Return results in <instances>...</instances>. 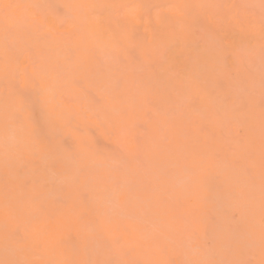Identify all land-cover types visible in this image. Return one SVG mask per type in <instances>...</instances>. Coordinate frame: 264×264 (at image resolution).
I'll use <instances>...</instances> for the list:
<instances>
[{"label":"bare ground","instance_id":"6f19581e","mask_svg":"<svg viewBox=\"0 0 264 264\" xmlns=\"http://www.w3.org/2000/svg\"><path fill=\"white\" fill-rule=\"evenodd\" d=\"M48 1L50 2V0H0V262L22 264L18 255L19 252L31 250L34 254H39L42 257V264H170L172 259L178 260L179 264H221V261L226 259L225 261L228 260L227 262L229 264L230 258L225 252L226 243H228L227 241L230 239L229 233L234 230L235 224H240L239 222L243 221L237 217L238 219L235 220L234 224V221L228 220L230 218L225 215L229 214L226 208H222L221 210L218 209L214 198H212L215 197L213 188L220 187L222 179L228 183L234 179L230 180L226 174L221 173V169L213 167L223 161H228V164L231 163V165L235 166L237 172H240V170L242 171L240 173L234 172L237 176L236 179L239 184H241L235 191L236 195L240 198H243L244 192L249 191L247 186L252 188L258 185L264 188V185L256 180L258 176L264 177V103L256 98L254 89L247 81H241L240 86L243 90L248 91V93H243L245 97L234 99L231 93V79L234 76L233 72L235 71V65L232 66L231 61L226 64L224 63L225 60L223 55L226 54V50L223 51L222 48V50L218 49L216 45L213 44V41L208 40L209 38H214L212 33H207L210 36L207 39L206 36L208 35L203 34L204 36L206 35L203 37L201 35L202 29H200L201 32L199 35H201L202 38L200 39L201 44L198 46L195 30L199 29L201 26H207V20L210 23L213 21V18L211 19L210 17L211 13L208 14L207 11H204L205 6L208 5V0H127L131 3L138 2L140 10H143L144 5L148 3H153L154 5L163 3L169 5V7L161 9L160 16L152 25L147 24L148 22L146 19L143 18L140 20L137 16L132 22L126 24L124 29L119 33L111 32L109 34L105 32L104 28H100L96 25H93L90 33L86 28L83 29L82 27L80 30L76 29L71 32V24L62 23V17L59 16L62 15V13H57L59 14L57 16H54V14L58 12V10L60 11V8L65 10L66 7H71L68 1L74 2V0H52V2H58L56 3L57 6L62 5V7H56L58 10L55 9L56 12L52 10V13L50 8L53 6L48 5L46 11L43 13L38 9L40 8L39 5L48 4ZM98 1L121 3L126 0ZM85 3V5H92L96 3V0H85ZM5 5H10L11 7L5 9ZM25 13L32 15L31 18L33 22L24 23L21 21L20 15ZM252 21L256 26V20ZM213 23L209 24V26L213 25L214 27L215 25ZM227 24L236 26L235 22H228ZM23 25L26 29L29 28L27 32H29L31 36H29V34L26 36V34L22 33V28L24 29ZM247 25H249V23ZM38 26L39 30L36 28ZM255 26H248V28H253ZM40 27L44 29L42 30ZM210 28L206 29L211 30ZM248 31L250 34L254 33L251 30ZM47 33L48 35L58 34L55 36L53 35V40L46 41L48 42L47 44L43 42L46 45L41 44V46H39L38 43H42L39 38L44 34L47 35ZM63 33H65L66 36H59ZM210 34H212L213 37H211ZM35 37L37 38L35 39ZM95 37H101L109 48L118 47L123 55H125V53L128 54L130 51L133 53L135 52L137 55L134 54L136 56L135 59L140 58L138 64L142 66L140 63H144L147 67V73L149 71V74L146 73V75H148L146 79L150 78L152 75L155 81L159 80L160 85L157 89L155 88L156 91L158 88L159 90L156 92L157 94H155V96L151 97V100L146 98L149 95L146 94L147 92L145 93V91H140V94H135L134 96L136 97L134 98L132 95H129V98L128 96L126 97V93L124 92L128 90L122 92L124 88L129 89L125 77L124 81L121 83L123 84L121 86L125 87L121 88V91L115 89L116 91H114L113 94L110 93L113 99L108 97L106 95L107 93H98L99 89L90 91L83 85L78 86L76 84L77 81L79 84H84L88 81L87 74L89 73L86 72L88 67L94 68L93 72L95 70L94 74L99 75L97 78L99 77V80L103 81L104 85L102 84V86L104 88L106 87L104 82L107 78H109L107 81L109 83V81L113 79V76L120 77L117 69L114 68V70L112 66L102 64V61L99 62L101 58L98 59L99 57H96L98 55L91 52L95 47L93 40ZM9 38H11V42L8 43L7 39ZM226 42L228 52L234 54L235 46L230 36L226 38ZM177 43H180L177 52L179 54L182 53L181 55L183 56L181 60L183 65L180 62L178 70L172 68L173 55L171 53L174 50V45ZM31 44L35 49L33 47L28 48V46H32ZM17 48L20 51H18ZM31 48H33V52L39 56H35L32 50L30 52ZM70 49L71 52L73 51L74 59H71ZM82 49L90 50V53L85 54L82 52ZM42 50L43 52H41ZM68 52L70 54L67 56ZM191 53H194L193 58ZM163 56L164 59L162 60ZM93 58L98 61H94ZM34 60L36 64H34ZM146 64H148L149 67L152 66V71L149 70L150 68H148ZM227 64H230L233 68L232 73L226 69ZM58 67H62L64 70H71L72 76L74 77L75 75L77 77V79L75 77V80L72 79V82H68L72 85L70 87L72 91L77 90L76 92L79 93L80 96L78 97V101L82 103L79 105L81 106L79 109L78 107L76 108L79 112H82L81 115L77 114V117L73 115V113L76 114L77 111L73 110L72 112V109H75L76 106L69 103L64 104V100L58 95L56 71ZM28 68L29 71H25L28 70ZM108 68L110 69L108 70ZM101 70L104 73L107 72V75L102 74ZM15 73L16 75L13 76ZM111 73L114 75L111 76ZM151 78L150 80H153ZM150 80L148 79L147 81ZM112 81H115V79ZM219 81H221L222 85H220ZM15 83L16 85H14ZM116 83L119 84V82ZM4 84L6 86L8 85V87H4ZM34 84H36V86L38 85L39 88ZM14 86L19 89L28 87V90L32 88L35 90L34 87H36L35 92H38L37 88L39 89L40 92H38V94L36 93V95L39 96L40 93V98L34 94H31L32 96L29 95L32 91H29V98L26 97L28 101L33 100L32 98L34 97V99L37 98L36 104H34L35 101H33L32 104L37 107L35 110H39L38 114L43 112V118L40 117L41 114L38 116L39 118L37 121H39V124L32 116L29 117L28 113L26 114L24 112V110L28 112L30 109L26 110L23 108L26 106L21 105V102L24 104L26 101H22L23 99L20 98L22 95L24 96L23 98H25L28 90L26 89L25 91V89L23 90L22 88L20 91L21 93L18 94L19 89L14 88ZM30 87L32 88L29 89ZM74 87L76 89H74ZM82 87H84L83 90H81ZM146 87L148 93H150L151 91L148 90L149 87ZM23 91L24 93L26 92V94H22ZM81 93L83 96L86 94L89 95L90 93L93 98H97V101H99L98 97L103 98L102 102L96 101L99 108H97L95 102L91 99H81ZM94 93H98V96L93 95ZM142 95H144V97H142ZM137 96H139V98H137ZM39 99L41 101H39ZM190 99L193 103L192 106L185 105L183 109H180V107L178 109V107L174 106V104L180 105L181 102ZM145 100L146 102L147 100L149 102H154V104L157 102L158 106L160 105V109L157 104L154 105L153 103L151 104L153 107H151V105L147 106ZM139 101L140 103H138ZM124 102H127L128 105ZM170 102H173V104ZM26 103L25 105L28 106L29 103ZM188 103L189 102H187V104ZM40 104L41 110L39 109ZM99 104L101 105L99 106ZM181 105H183V103ZM30 106L26 108H30ZM139 106L142 107V109ZM144 107L146 109H144ZM156 107L162 112L156 111ZM169 107L174 109L171 110ZM149 108L150 110L148 112L147 110ZM121 109L125 110V113H123ZM135 109L138 110V112H136ZM168 109L176 113L179 111L181 114L178 115V118L176 115L170 116L171 114L168 112ZM119 110L120 112H118ZM151 110L153 113L150 112ZM180 110L183 111L180 112ZM183 112L185 113L184 115L182 114ZM144 113H148V117L152 116L153 120H142L144 118L141 117H143ZM149 113H151L150 116ZM29 115H32V113L30 112ZM70 115H73V118H71ZM139 117V120H142L141 127H146L145 130L149 128L150 131H147L148 134H151L148 136L146 135L147 132L143 133L145 130L143 132L140 128V131L138 130L145 134L147 136L146 138L149 137L147 141L148 146H142L143 151L148 150L147 153H144L146 155H142L141 153H143V151L141 152L139 150V147L145 142L144 140V142H142V139L137 141L135 140L136 137L133 138L132 140L136 142H130V139L128 141L130 146L128 148L130 151L126 154L127 150H123V148L117 146L118 144H113L114 146L111 147L114 148L117 146V149L121 148L123 151L121 149V152L118 151L119 149H113L114 151L116 150L113 152L111 148V150H109L106 145L109 140L108 138H106L108 139L107 141L104 140V138L101 139L103 142H99L100 137H98L99 139L96 137L98 134L101 137L103 134L106 136H108L109 133L113 134V131H116L114 128H119L120 124L124 126L125 123V125L129 124L130 126L133 124L132 131L134 132V130H137L136 128L134 129V127L137 126L134 122L136 121L135 123L139 125L141 123L137 120ZM30 118L35 120L36 124L32 123ZM40 118H42V120L44 119V123L39 120ZM173 118L175 119L174 121ZM22 120L25 122L23 123ZM225 120H228L229 123H227V121L224 122ZM171 121L173 123H169ZM169 124H174V127L171 128L172 126ZM223 124L228 127V130H224ZM35 125L41 126L34 128ZM111 125L113 128L109 130L108 126ZM231 125H236V127L233 128L234 130L232 132H229V126ZM162 126L163 129H161ZM238 127L241 128V134L237 131ZM39 128L42 131L36 132L35 129ZM42 128H44V130ZM79 128H82L81 130L85 132L80 131ZM89 128L95 130V137L98 140L96 138L93 139V136L91 135V137L90 134H88L89 132H86ZM105 129L106 131L108 129L106 132L108 135L105 133ZM158 129L161 130L160 133ZM117 130L118 132L120 131L119 129ZM47 131L49 136L46 135L48 134ZM79 131L83 132V134H87L83 135ZM163 131L171 133L168 134L165 132V136L162 137L160 135ZM40 132H42L41 135L39 134ZM118 132L114 135V139L117 138L116 141H118L116 134L119 135L120 133ZM44 133L46 135V141L43 139L44 136H42ZM58 133L60 135L55 137ZM38 134L43 138H39ZM183 134L185 137L182 136ZM166 135H169V140L166 139ZM60 136L61 139L59 138ZM48 137H50V139ZM67 138L68 141H66ZM69 138H71L70 141H73H71L72 143H70ZM95 140H97V143ZM162 140L165 145H163ZM65 141L68 142V144ZM113 141L114 140H112V142L109 141L110 143L108 142L107 144H112ZM139 142L140 144H138ZM95 143L98 145L99 143H101L100 145H102V143L105 144L107 151L103 148L104 146L100 148L98 145L95 146ZM108 146L110 147V145ZM181 146L182 148H179ZM70 147L73 150H69L70 152H68ZM95 147L100 149L103 148L102 150L106 152L103 153L100 151L101 153H99ZM159 147H161V149H159ZM92 149H95V151L97 150L98 153H92ZM137 149L138 151L134 153L133 151ZM108 150L112 151L113 154L118 151L117 154L121 153L123 155L119 156L120 158L118 159V155L111 156L112 154L108 153ZM71 151L75 156L77 155L76 158L69 155ZM139 151L141 152L140 157L137 156L139 155ZM180 152H184V155ZM102 153L104 155H102ZM105 153L107 155L109 154L108 157L113 158L108 159ZM96 154H99L98 158ZM130 154H134L133 156L135 157L137 156L135 160L139 159L140 162L139 160H136V162L134 159H130L131 157H128ZM68 155L69 158L67 157ZM185 155L186 158L184 159L183 157H185ZM123 156H127L130 161L128 159L125 160ZM144 156L147 160H142ZM70 157L73 160H71ZM53 158L57 160L58 164H56ZM103 159H107L109 163L106 161V164H111V167L109 166L106 168V166L103 165L105 162L102 164V161H105ZM115 159L120 161H115ZM156 159H158V162L160 159L162 163H157ZM121 160H124L125 164H122L124 162ZM151 160L155 162L153 164H147L149 162L152 163L153 161ZM180 160L182 161L179 162ZM145 161H147V163ZM52 162L57 165L56 168L54 165V167L50 168L49 164H54ZM127 162L129 165L133 163V165L139 166L137 169L142 168L144 172L149 167L150 168L145 173L139 171L142 173L140 175L137 169L131 171L132 168L136 167L128 166ZM97 163L99 165L95 166ZM117 163H119L123 170L125 169L127 172L130 171V176L129 174L126 175V171H123L126 177H123L121 170L117 172ZM155 164L159 165V167L155 166ZM165 164H168V166L162 168ZM179 164H182V167H180ZM151 165L154 167L152 168ZM189 165L191 167L193 166L191 169L194 168L195 175L194 178H192L195 183L189 175H186L185 177H188V179L190 178L193 184L190 183L191 185L189 184L190 186H188L185 191L184 186L181 188L179 185L178 174H181L183 177L185 175L184 169L186 167L189 168ZM101 166H105L107 170H103L104 175L102 174L103 172H101V174L99 172V170L101 171L104 168ZM78 167L82 170H89L88 172H92L93 175L90 173L91 177L87 179L85 176H89V173L87 174L85 172L87 175L84 174L83 176L82 174L84 172L81 171V169L79 170ZM100 167L102 169H100ZM49 168L51 170L52 168L56 170H52V172ZM154 168H156V170H158L157 168H161L159 171L163 169H168L167 171L171 170L170 174L175 170L173 173L175 172L176 174L170 175L163 170L165 174L155 171L151 177L150 174ZM74 170L75 174H73ZM76 171L79 172L77 173ZM111 171H113L112 174ZM95 172L99 174H95ZM134 173L136 174V178L133 177L135 175ZM155 173H158V175L161 174V176L157 175V178ZM106 174L112 176L107 179V177H105ZM132 174L133 176H131ZM154 174L155 178L153 180ZM76 175L77 179L79 178L78 182L74 180L76 179ZM165 175L169 177L170 180H168L169 178H163ZM112 177L116 178L119 182L122 177L123 179L121 182H124L123 180L126 181L128 177L130 179L128 178L125 184L118 182L116 185V183H110L114 180L111 179ZM160 177L163 178V180H160ZM171 178L177 182L175 183ZM143 179L150 182L144 181V183ZM150 179L153 180V182ZM158 179L162 181V184H160L161 182L158 181ZM137 180L139 182L141 181V184H139ZM130 182L139 184L141 188L138 189L139 185L134 186V184ZM155 182L160 183L159 185H154ZM168 182L172 186L176 185V190L179 188L178 191L180 189L184 191L178 192L172 189L164 190V188L169 185ZM146 183H149V185L153 184L150 187H157L159 190L163 189V194H160V192L153 194L152 192L155 190L150 191V193L149 191L147 192ZM88 184L91 185L92 189L89 195H84L85 197L87 195L90 197L87 196V198H85L81 196V190L82 193H84L85 191H83V189L85 190L86 187H90ZM130 184L133 187L129 186ZM169 186L167 188H173ZM150 187L148 186V188ZM191 187L192 189H190ZM129 188L136 189L130 190ZM115 190H117V192H115ZM188 191H190V194ZM167 192L169 194H175L174 197L178 196L176 201L178 202V200L181 199L179 201L180 203L176 204V201H174L175 198L173 197V202L175 204L169 206V204H173V202H170L171 200L168 195H164ZM219 194L221 196L222 191L217 192L216 199L221 198L217 196ZM162 195L166 196L165 199L168 201H166ZM236 195L235 198L237 199ZM112 196H115V198H112ZM183 197H185V199ZM189 197L193 200L189 199ZM134 198H137L139 203L141 202V205L138 204V201L133 200ZM82 199H89V202L90 200L93 202L86 205L83 204ZM149 199H151V201H148ZM186 199L191 201H187ZM109 200L110 202H114L113 204L118 202L117 204L121 205L120 207L122 210L117 212V214L115 210L112 211L113 213L108 211V213L105 212L104 206H108ZM145 200L148 201V204L146 203L148 207L147 210L144 206ZM165 202H169V204ZM262 202L264 206V200ZM216 206L218 210H216ZM106 208L110 210V207ZM212 209L217 212V214H212L214 210L211 212L212 216L216 215V217L214 216L216 221L214 219L213 223L218 227L221 226L219 228H222V234L218 235L217 233L219 232L213 230L217 228V226L213 227L214 225L210 226L209 224L210 227H208L207 225L210 222H204L206 219L203 216L206 215L205 217L207 218V215ZM116 210L118 211L117 208ZM199 210L200 213H196V211L199 212ZM206 211L209 213L205 214ZM222 211H225V214H223ZM125 212H128V214L134 213L130 216L131 219L128 217L130 221L128 219L126 221L128 215L124 214ZM106 213V217L109 213H111L112 216H115V214L118 215L121 222H118V218H114L115 221L117 220V222H115L111 217V221H114V223H109L110 219L108 217L105 218ZM138 213L143 219L139 218L140 220H138ZM201 213L204 214L202 216L203 220L197 219L191 222V220H193L191 216L197 215L196 217L199 218L200 216L198 215ZM211 214L209 216H211ZM124 216H126V218H124ZM133 216L137 219L132 218ZM132 219L135 221H132ZM136 220H138V223ZM157 220L171 227L168 228V231L166 230V232H164V229L158 225V222L156 223ZM200 221L205 223V227L202 226L203 224ZM183 223H186V225ZM189 223L195 226L192 224L189 225ZM187 227H194L191 232L195 230V235H199L206 239L210 236L209 231H214H211L214 238L211 236L209 240H212H208L209 245L212 242L211 247L207 244L213 252L211 256H207L209 253L201 251L199 255L189 258L190 260L187 261V263L184 262L185 251L183 252V239L181 237L183 235L181 232H183V230L189 231L192 229H188ZM206 227L210 229L205 230ZM160 228L163 230H160ZM161 231H163V233ZM170 233L173 234V237ZM204 235H206V237ZM118 237L120 239H116ZM93 240L96 242L92 243L94 242ZM117 240H121L122 243ZM116 241L121 243L119 245L122 246L118 247ZM230 242L231 240L229 243ZM229 243L227 245L231 244ZM242 251L243 249L240 246H236L234 249L236 256H239V253ZM258 263L264 264V257Z\"/></svg>","mask_w":264,"mask_h":264},{"label":"rangeland","instance_id":"374dc122","mask_svg":"<svg viewBox=\"0 0 264 264\" xmlns=\"http://www.w3.org/2000/svg\"><path fill=\"white\" fill-rule=\"evenodd\" d=\"M53 2H55V1H53ZM52 2V0H50V2L48 1L47 3L48 4H44V5H39V7L40 8H38L40 11H42L43 13L46 11V8H47V6L48 5H52L53 7L52 8H50L51 9V11L52 10H58L57 8H60V7H62V5H58L57 6V4L56 3H58V2H55V3H53ZM55 4V5H53V4ZM62 4V3H61ZM68 4L71 6V7H66V9L65 10H63V8H60L61 10V12L58 10V12H56V10H55V14H54V16H57V15H59V14H57V13H62V15H59V16H61L62 18V23H66V24H71V28H70V30H71V32H72V30H76V29H79L80 30V28L82 27L83 29H87L88 30V32L90 33L91 32V30H92V28H93V25H96V26H98V27H100V28H104V30H105V32H107L108 34L109 33H111V32H113V33H119L121 30H123L124 29V27H125V25L126 24H128V23H130V22H132V20H134L137 16L140 18V20L141 19H146L147 20V24H149V25H152L153 24V22L155 21V20H157V18L160 16V14H161V9H164V8H168L169 7V5H165V4H163V3H157L156 5H154L153 3H148V4H145L144 5V9L143 10H140L139 9V5H138V2H136V3H131L130 1H123V2H121V3H113V2H111V1H98V0H96V3L95 4H88V5H85L86 3H85V0H74V2H71V1H68ZM209 5V6H208ZM208 5H206L205 6V12L207 11L208 12V14H210L211 13V19L213 20L212 21V23L215 25L214 27L216 28H214L213 27V25H210L209 26V24H212V23H210L208 20H207V26H204V27H206L207 29H209L210 27H212V28H210L211 30H207L206 28H204V27H200L199 29H196L195 30V34L197 35V39H198V46H199V44H201V35L203 36V37H205L206 35H208V36H206L207 37V39L210 37L209 36V34H207L208 32H210V33H212L213 34V36H214V38H209L208 40L210 41H213V44L214 45H216V47L218 48V49H223V51L224 50H226L225 51V55H223V58H224V60H225V64L228 62L229 63V61H231V63H232V66H234L235 65V71L233 72V68L230 66V64H227L226 65V69L228 70V71H231V73L233 72L234 73V76L232 77V79H231V85H232V88H231V93H232V95H233V97H234V99H239L240 97H245L244 95H243V93H248V91H245V90H243L242 88H241V81H247L248 83H250L251 84V87L254 89V93H255V95H256V98L257 99H259L262 103H264V29H262V24H261V21H262V18H264V8H262V6H261V0H208ZM65 6V5H64ZM63 6V7H64ZM57 7V8H56ZM65 8V7H64ZM208 9V10H207ZM63 10V11H62ZM209 11H212V12H209ZM52 13H53V11H52ZM207 14V15H208ZM146 15H148V16H146ZM31 14L29 15L28 13H25V14H22V15H20V19H21V21L22 22H24V23H28V22H33V20H32V18H31ZM58 16V17H59ZM209 17V18H210ZM57 19V18H56ZM252 20H256V22H257V25L255 26V24L253 23V21ZM228 22H235L236 23V26L235 25H228L227 23ZM249 23V25H247ZM24 26V25H23ZM248 26H255V27H253V28H248ZM28 27V26H27ZM36 28H38V30H39V26L38 27H36ZM42 30L44 29V28H42V27H40ZM143 29H145L144 27H142ZM29 29V28H28ZM28 29H26V27L24 26V29L22 28V30H23V34H26V36H28L27 34H29V36H31L30 35V33L29 32H27V30ZM200 29H202V32H201V30ZM213 29H215V30H213ZM31 30V29H30ZM146 30V29H145ZM200 30V31H199ZM207 30V31H206ZM248 30H251V31H253L254 33H255V35H254V33L253 34H250L249 33V31ZM26 31V32H25ZM38 32V31H37ZM202 33L201 35H199V33ZM205 32V33H204ZM40 33H41V30H40ZM11 34V33H10ZM9 34V35H10ZM32 34V33H31ZM43 34V33H42ZM46 34V33H45ZM42 35L41 36V38H39V40H41V42L42 43H38V45L39 46H41V44L43 45H46L48 42H46V41H48V40H50L51 41V39L53 40L54 39V37H53V35L55 36L56 34H58V33H56V34H49L48 35V33H47V35ZM203 34H206L205 36L203 35ZM212 34H210L211 35V37H213L212 36ZM13 35V34H12ZM61 35H63V36H66V34L65 33H63V34H60L59 36H61ZM36 36H37V34H36ZM230 36V38L233 40V45L235 46V49H234V54L233 53H229L228 52V48H227V45H226V38H228ZM38 37V36H37ZM37 37H35V39L37 38ZM53 37V38H52ZM25 38V37H24ZM28 38V37H27ZM8 40V43L9 42H11V38H9V39H7ZM13 40V39H12ZM93 40H94V45H95V47H94V49H93V51H91V52H93V53H95L96 55H98V56H96V57H99L98 59H100L99 60V62L100 61H102V64H104V65H109V66H112L113 68L112 69H117V71H118V73L120 74V77H115V76H113L114 74H112L111 76H113V79H115V81H112L113 79H111L110 81H109V83L107 82L108 81V79L109 78H107V80H106V78H105V84H106V87L104 88L103 86H102V84H103V81L102 80H99V77L97 78V76H99L98 74H94V72H95V70H94V72H93V69L94 68H92V67H88L87 69L88 70H86V72L87 73H89V74H87V78H88V81H86V83H84V84H79V82L77 83L76 81H74V82H76V84L79 86H84L85 88H87L88 90H90V91H96V90H98L99 89V91H98V93H107L106 95L108 96V97H110V98H112L113 99V96H111L112 94H113V92L114 91H116L117 89H121V88H123V87H125V86H121V85H123V84H121L123 81H124V77L127 79V84L129 85V89H127V88H124L123 90H122V92H124L125 90H128L127 92H124V93H126V97L128 96V98L130 97L129 95H132V97L134 98V97H136V96H134L135 94H140V91L141 92H143V91H145V93L146 94H148L149 96L148 97H146V98H148V99H150L151 100V97L152 96H155V94H157L156 92L159 90V88H158V90L156 91V89H157V87L160 85V83H159V80L158 81H155L154 79H153V76L151 75V79H153V80H150V78H147L146 79V76H148V75H146V73H147V67L144 65V63L142 64V62L140 63L142 66H140L138 63H139V61L138 60H140V58L138 59V58H136L135 59V57L137 56L136 54H135V52L133 53L132 51H130L128 54L127 53H125V55H123V53L121 52V50L118 48V47H113V48H109V47H107V45H106V43L105 42H103V40L101 39V37H95V38H93ZM49 41V42H50ZM38 42V41H37ZM43 42H46V44L45 43H43ZM15 43V42H14ZM179 44L180 43H177V44H175L174 45V50L171 52L172 53V55H173V62H172V68L173 69H179V66H180V62H181V60L183 59V56L181 55V54H179L178 52H177V50H178V48H179ZM197 44V43H196ZM32 45V44H31ZM193 46V45H192ZM191 46V47H192ZM195 46V45H194ZM14 47H15V45H14ZM29 47H33L34 49H35V47L32 45V46H28V48ZM43 47V46H42ZM33 48H31L30 49V52H31V50L33 49ZM198 48V47H197ZM221 49V50H222ZM17 50H18V48H17ZM130 50V49H129ZM18 51H20V50H18ZM34 50H32V52H33ZM37 51V50H36ZM68 51H69V49H68ZM90 50H86V49H82V52L83 53H90L89 52ZM29 52V53H30ZM41 52H43V50L41 51ZM132 52V53H131ZM40 53V52H39ZM70 53H71V55L70 56H72V58L71 59H74L75 57H74V54H73V51L71 52V49H70ZM69 52L67 53V56H68V54H70ZM32 54V53H31ZM33 54H35L34 52H33ZM136 56H135V55ZM35 56H39V55H37V54H35ZM191 56H192V58H193V56H194V53H191ZM30 57H33V56H30ZM74 57V58H73ZM159 57H161V56H159ZM191 58V57H190ZM31 59V58H30ZM94 59V58H93ZM164 59V56L162 57V60ZM39 60V59H38ZM37 60V61H38ZM137 60V61H136ZM30 61V60H29ZM70 61H72V60H70ZM94 61H98V60H95L94 59ZM34 62V64H36V62H35V60L33 61ZM38 63V62H37ZM183 62H181V64H182ZM27 64V63H26ZM26 64H24V65H26ZM33 64V65H34ZM28 65H29V63H28ZM32 65V66H33ZM103 65V66H104ZM139 65V66H138ZM145 67H144V66ZM147 66H148V64H146ZM150 65V64H149ZM177 65H178V68H177ZM183 65V64H182ZM30 66H31V64H30ZM30 66H28V67H30ZM151 66V65H150ZM26 67V66H25ZM99 67V66H98ZM152 67V66H151ZM151 67H149L148 66V68H150L149 70H151L152 71V68ZM230 67H231V70H230ZM36 68V67H35ZM98 69V68H97ZM105 69V68H104ZM110 68H108V70H109ZM114 69V70H115ZM25 71H29V68H28V70H25ZM56 71H57V79H58V95L60 96V98L62 99V100H64V104H73V105H75L76 107H75V109H72V112H73V110H75V111H77V113L76 114H74L73 113V115L74 116H76L77 117V114H82V112H79V110H77L76 108L78 107V109H79V107H81V106H79L80 104H82V103H80L79 101H78V97H80L79 96V93H77L76 91H72L71 89L72 88H70L72 85H70V83H68V82H72V79H74L75 80V75H74V77L72 76V72H71V70H68V69H66V70H64L62 67H58L57 69H56ZM98 71H100V70H98ZM105 71V70H104ZM111 71V70H110ZM150 71V72H151ZM154 71V70H153ZM19 72V71H18ZM17 73V72H16ZM16 73L15 74H13V76L14 75H16ZM27 73V72H26ZM101 73L102 74H106L107 75V72H102V70H101ZM118 73H115V74H118ZM147 74H149V71H148V73ZM109 75V74H108ZM16 78H17V76H16ZM101 78H102V76H101ZM116 78H117V80H116ZM76 79H77V77H76ZM150 80V81H147V80ZM17 80V79H16ZM20 81V80H19ZM15 82H17V81H15ZM74 82H73V84H74ZM116 82H119V84H117ZM126 82V81H125ZM220 82V85H222L221 84V81H219ZM145 83H146V85H145ZM18 84V83H17ZM86 84H87V86H86ZM117 86H116V85ZM125 84V83H124ZM14 85H16V83L14 84ZM20 85H21V83H20ZM19 85V86H20ZM35 86H36V84H34ZM75 85V84H74ZM104 85V84H103ZM219 85V84H218ZM4 87H8V85L6 86L5 84L3 85ZM2 86V87H3ZM10 86V85H9ZM146 86H148L149 88H148V90H150L151 92H152V90H153V94L150 92V93H148V91H147V87ZM3 87V88H4ZM34 87V86H33ZM36 87H38V85L36 86ZM36 87H34L35 88V90H36ZM84 87H82L81 88V90H83L84 89ZM117 87V88H116ZM146 87V88H145ZM10 88H11V86H10ZM14 88H18V87H15L14 86ZM13 88V89H14ZM23 88V90L25 89V91H26V89L28 90V87L27 88H24V87H22ZM21 88V89H22ZM32 87H30L29 89H31ZM39 88V87H38ZM37 88V90H38V92H40L39 91V89ZM150 88H153V89H150ZM156 88V89H155ZM19 89V88H18ZM21 89H19V93L18 94H20L21 92ZM74 89H76L75 87H74ZM116 89V90H115ZM17 90V89H16ZM34 89L32 88L31 90H28V92H27V96L25 95V98H23L24 96L22 95V94H26V92L24 93V91L22 92V97L20 98V99H23L22 101H26L25 103L26 104H28V106H30L32 103H33V101H35V103L34 104H36V101H37V98L36 99H34V98H32L33 100H29L28 101V99H26V97L27 98H29V95H31V94H34V95H36V93L38 94V92H35V90L33 91ZM79 90V89H78ZM119 90H117V91H119ZM120 90V91H121ZM8 91V90H7ZM29 91H32L30 94H29ZM33 92H35V93H33ZM79 92V91H78ZM122 92H119V93H122ZM82 93H83V91H82ZM81 93V99L82 98H84V99H91L92 101H94L95 102V105L97 106V108H99L98 107V105H97V102H99V101H103V98H100V97H98V99H99V101H97V98H93L92 97V95H90V93H89V95H85V96H83V94ZM84 93H86V92H84ZM88 93V92H87ZM92 93V92H91ZM98 93H94L93 95H97ZM110 93H112V94H110ZM29 94V95H28ZM17 95V94H16ZM33 95V96H34ZM104 95V94H103ZM145 95V94H144ZM144 95H142V97H144ZM20 96V95H19ZM32 96V95H31ZM37 97H39L40 98V93H39V96L38 95H36ZM98 96V95H97ZM102 96V95H101ZM95 97V96H94ZM125 97V98H126ZM137 98H139V96H137ZM143 100V99H142ZM191 100V99H190ZM190 100H185V101H183V102H181L180 103V105H175L174 104V106H176V107H178V109H179V107H180V109H183L184 107H185V105H193V103H192V100H191V102H190ZM39 101H41L40 99H39ZM38 101V102H39ZM97 101V102H96ZM89 102H91V101H89ZM143 103H144V100L142 101ZM145 102H146V100H145ZM156 102V101H155ZM187 102H189L188 104H187ZM24 103V102H23ZM25 103L24 104H22V102H21V105H23V106H26V107H28L27 105H25ZM78 103V104H77ZM84 103V102H83ZM124 103H126L127 104V102H124ZM138 103H140V101L138 102ZM154 104V102H149L148 100H147V102H146V105L147 106H150L151 104ZM171 104H173V102H170ZM183 103V105H181ZM38 104V103H37ZM87 104V103H86ZM157 104V102L154 104V105H156ZM39 105V104H38ZM93 105H94V103H93ZM101 104H99V106H100ZM128 105V104H127ZM136 105V104H135ZM138 105H140V104H138ZM143 105V104H142ZM141 105V106H142ZM22 106V107H23ZM84 106V105H83ZM95 106V107H96ZM144 106H145V104H144ZM157 106H158V104H157ZM26 107H23V108H25L26 110L27 109H30L31 110V108H32V110L30 111H25L24 110V112L27 114L28 113V116L29 117H31L32 116V118L33 119H35L36 121L38 120V116L40 115V117H42L43 118V116H42V114H43V112L42 113H40V114H38L39 113V110H35L37 107L34 105L33 106V104L30 106V108H26ZM140 107V106H139ZM151 107H153L152 105H151ZM159 107V109H160V105L158 106ZM171 107H172V105H171ZM171 107H169L170 109H171ZM176 107H175V109H176ZM182 107V108H181ZM141 109H142V107H140ZM155 108V107H154ZM153 108V109H154ZM157 108V107H156ZM40 110H41V104H40V108H39ZM81 109V108H80ZM83 109V108H82ZM103 109V108H102ZM144 109H146L145 107H144ZM152 109V110H153ZM158 109V108H157ZM157 109H155L156 111H158V112H160L159 111V109L157 110ZM162 109V108H161ZM168 109V112L171 114L170 116H177V118H178V115L179 114H181V113H179V111H177L178 113H176V112H173V111H171V110H173V109ZM122 110V112L123 113H125V110H123V109H121ZM136 110V109H135ZM149 110H150V108L147 110L148 112H149ZM152 110L150 111V112H152ZM175 111V110H174ZM181 111H183V110H180V112ZM32 113V115H29V113ZM118 112H120V110L118 111ZM136 112H138V110H136ZM141 112V111H140ZM144 112H146V111H144ZM157 112V113H158ZM162 112V111H161ZM106 113H107V111H106ZM105 113V114H106ZM153 113V112H152ZM154 113H155V111H154ZM72 114V113H71ZM119 114V113H118ZM146 114V115H145ZM150 114L151 113H149V116H150ZM183 115L185 114L184 112L182 113ZM73 115H70L71 116V118H73ZM148 115V113H144L143 114V117H141V118H144V119H142V120H145V121H151V119L153 118L152 116L151 117H148L147 116ZM28 116H26V117H28ZM168 116V115H167ZM20 118V117H19ZM18 118V119H19ZM32 118H30V120L32 121V123H34V124H36V121L35 120H33ZM42 118H40L39 120L40 121H42L43 123H44V119L42 120ZM98 118V117H97ZM18 119H16V120H18ZM22 119V118H21ZM29 119V118H28ZM140 119V117L139 118H137V120L139 121V122H141L140 123V125L139 124H137V123H135L134 122V124H136L137 126H135L134 127V129L136 128L137 130L135 131L134 130V132L132 131V127H133V124H132V126H130L129 124H127V125H125L124 123H122V124H124V126H122L121 124H120V126H119V128H114L116 131H113V130H111V131H113V134L112 133H109V135L106 133L107 131H108V129H107V131H106V129L104 130L105 131V133L108 135V136H106L105 134H103V136H105V137H101V136H99V134H98V136H96L95 135V130L93 129L92 130V128H89L86 132H89L88 134H90V136L92 135L93 136V139H95L96 137L98 138V137H100V141L99 142H101L102 140L101 139H104V140H108L107 141V143L110 141V142H112V140H114L113 141V143L112 144H107L106 142V145H107V148L109 149V150H111L112 149V151L113 152H115L116 150H118V151H120L121 152V148H123V150H127V153L126 154H128V152L130 151V149L128 148V147H130L129 146V144H128V141L130 140V142L131 141H133L132 139L133 138H135L136 137V139L135 140H137V141H140L141 139V141L142 142H144L143 144H145V145H141L139 148V150L142 152L143 151V148H142V146L144 147H146V146H148V139H149V137L148 138H146L147 136L146 135H151V134H148V131H150V129L149 128H147V130H145V128L143 127H141L142 125V120L140 121L139 120ZM25 120H26V118H25ZM153 120V119H152ZM175 119L173 118V121H174ZM23 121V120H22ZM30 121V122H31ZM227 121V123H229V121L228 120H225L224 122H226ZM25 121H23V123H24ZM39 121H37V123H38ZM125 122V121H124ZM43 123H41V124H43ZM169 123H173L172 121L171 122H169ZM175 123V122H174ZM31 124V123H30ZM39 124V123H38ZM45 125V124H44ZM145 125H147V124H145ZM145 125H143V126H145ZM170 125V124H169ZM41 126V125H40ZM40 126H38V125H35V127L34 128H36V127H40ZM46 126V125H45ZM104 126V125H103ZM102 126V127H103ZM114 126V125H113ZM129 128H128V127ZM148 126V125H147ZM170 126H172L171 128H173L174 127V124H171ZM223 126H224V124H223ZM107 127V126H106ZM230 128H229V132H232L234 129L233 128H235L236 127V125H231V126H229ZM45 128V127H44ZM44 128H42L43 130H44ZM104 128V127H103ZM108 128H109V130H110V128H113L112 127V125L111 126H108ZM121 128V129H120ZM141 129V131L143 132L144 130H145V132H143V133H146V135L145 134H143L142 132H139L140 131V129ZM223 128V127H222ZM46 129V128H45ZM82 128H79V130L80 131H84V130H81ZM117 129H119L120 131V133L118 132V130ZM161 129H163V126H162V128ZM238 130V133L239 134H241L242 133V131H241V128L240 127H238L237 128ZM240 129V130H239ZM36 130V132H38V131H42V130H40V128L39 129H35ZM139 130V131H138ZM159 130V133L161 132V130L160 129H158ZM171 130V129H170ZM224 130H228V127H226V126H224ZM79 131V132H80ZM104 131H103V133H104ZM128 131H129V133H128ZM169 131V130H168ZM223 131V130H222ZM35 132V133H36ZM46 132V131H45ZM85 132V131H84ZM91 132V133H90ZM95 132V133H94ZM119 133V135L118 134H116V137H118V141H116V139H114V135H115V133ZM165 132L166 131H163V133H161V135L160 136H162V137H164L165 135ZM187 132V131H186ZM41 133L42 132H40L39 134L41 135ZM47 133H48V131H47ZM81 134H83V132H80ZM79 133V134H80ZM150 133V132H149ZM166 133H168V132H166ZM171 133V132H170ZM170 133H168V134H170ZM39 134H38V136H39ZM85 134H87V133H85ZM85 134H83V135H85ZM112 134V135H111ZM139 136H138V135ZM234 134V133H233ZM232 134V135H233ZM37 135V134H36ZM47 136H49V133L48 134H46ZM45 133L44 134H42V136H44V138L42 137V136H39V138L41 137V138H43L45 141H46V138H45ZM60 134L58 133L57 135H55V137L56 136H59ZM111 135V136H110ZM131 135H135V136H131ZM91 136V137H92ZM96 136V137H95ZM109 136H110V138H109ZM113 136V137H112ZM131 136V137H130ZM141 136H142V138H141ZM145 136V137H144ZM167 136V138L166 139H168V137H169V135H166ZM183 137H185L184 136V134L182 135ZM113 139H112V138ZM49 139H50V137H48ZM47 138V139H48ZM60 139H61V136L59 137ZM59 138H57V139H59ZM96 138V139H97ZM106 138H108V139H106ZM144 138V139H143ZM165 138H163V139H165ZM189 138H190V136H189ZM70 139L71 138H69V141H70ZM97 139V140H98ZM185 139H187V138H185ZM97 140H95V142L97 141ZM144 140V141H143ZM169 140V139H168ZM66 141H68V138L66 139ZM65 141V142H66ZM72 141V140H71ZM70 141V143H72ZM103 142V141H102ZM109 142V143H110ZM116 142V143H115ZM129 142V143H130ZM133 142H136V141H133ZM67 144H68V142H66ZM97 143V142H96ZM95 143V146L96 145H98V144H96ZM162 143H163V140H162ZM66 144V145H67ZM101 143H99V145H98V147L100 146V148L102 147V146H104L103 148L104 149H106V145L105 144H103L102 143V145H100ZM113 144H118L117 146H120L121 148H118L117 149V146L116 147H111V146H114ZM138 144H140V142L138 143ZM73 145V144H72ZM108 145H110V147L108 146ZM137 145V144H136ZM163 145H165V143H163ZM139 146V145H138ZM137 146V147H138ZM67 147H68V145H67ZM71 147H73V146H71ZM71 147H70V149H68V152H70L69 150H73V149H71ZM96 148L97 150H98V152L99 153H101V152H106L107 151V149H106V151H104V150H102V149H100V148ZM126 147V148H125ZM111 148V149H110ZM142 148V149H141ZM165 148V147H164ZM179 148H182V146L181 147H179ZM67 149V148H66ZM113 149H116L115 151L113 150ZM121 149V150H120ZM144 149H146V148H144ZM159 149H161V147H159ZM159 149H157V150H159ZM75 150V149H74ZM97 150L95 151V149H92L91 151H92V153H98L97 152ZM108 150V151H109ZM122 150V151H123ZM67 151V150H66ZM101 151V152H100ZM112 151H109L108 153H110V154H112L111 156H117L118 155V159L120 158L119 156H121V155H123V154H121V153H119V154H117V152L115 153V154H113V152ZM136 151H138V149L137 150H135V151H133L134 153H136ZM138 152V154L139 155H137L138 157H140V153L141 152ZM147 151L148 150H144L143 151V153H141L142 155L144 154V153H147ZM163 151H165V150H163ZM181 151H183V150H181ZM75 153H76V151H74ZM78 152V151H77ZM162 152V151H161ZM160 152V153H161ZM168 152H170V151H168ZM173 152V151H172ZM102 153V155H104ZM124 153V152H123ZM131 153V152H130ZM181 153V152H180ZM74 153H72V151H71V153H69V155L70 156H72V157H75L76 158V156H75V154L73 155ZM76 154H78V153H76ZM106 154V153H105ZM182 155H184V152L183 153H181ZM69 155L67 156L68 158H69ZM95 155V154H94ZM97 155V154H96ZM99 155V154H98ZM98 155L96 156L97 158H98ZM102 155H100V156H102ZM107 155V154H106ZM105 155V156H106ZM109 155V154H108ZM108 155H107V157H108ZM134 154H130V155H128V157H131L130 159H134L135 160V158H137V156L135 157V156H133ZM144 155H146V154H144ZM100 156H99V158H100ZM105 156H104V158H105ZM156 157V156H155ZM183 157V156H182ZM71 158V157H70ZM101 158H103V157H101ZM113 157H108V159H112ZM123 158L126 160V159H128L127 158V156H123ZM123 158H121V159H123ZM142 158V157H141ZM184 159L186 158V155H185V157H183ZM54 159V158H53ZM182 159V158H181ZM55 160V162H56V164H58L57 163V160L56 159H54ZM71 160H73L72 158H71ZM77 160H78V158H77ZM101 160V159H100ZM103 160H105V161H102V164L103 165H105L106 166V168L107 167H109L110 165H108V164H106V161H107V159H103ZM129 160V159H128ZM137 160V159H136ZM135 160V161H136ZM139 160V159H138ZM137 160V161H138ZM142 160H147V159H145V156H144V159H142ZM53 161V160H52ZM69 161V160H68ZM114 161V160H113ZM115 161H120V160H116L115 159ZM122 162H124V160H121ZM130 161V160H129ZM128 161V162H129ZM131 161H133V160H131ZM136 161V162H137ZM151 161H153V160H151ZM182 160H180L179 162H181ZM71 162V161H70ZM69 162V163H70ZM100 162V161H99ZM127 162V164H128V166H134V167H136V168H130V167H128V168H130L131 169V171H134L133 169H137V167H139V166H135V165H133V163L132 164H130L129 165V163ZM139 162H140V160H139ZM142 162V161H141ZM146 163H147V161H145ZM155 161H153L152 163H147V164H153ZM156 162L157 163H159V162H161L160 161V159H159V162H158V159H156ZM52 163H54V162H52ZM107 163H109L108 161H107ZM121 163V162H120ZM162 163V162H161ZM229 162L228 161H223V162H221V163H219V164H217L216 166H214L213 168H215V167H217V168H219V169H221V173L222 174H226L227 176H228V178L230 179V180H233V181H231L230 183H228L227 181H225L224 179H222L221 180V186L220 187H217V188H213V193H215L214 195H215V197H212V198H214V200H215V203L217 204V206H218V209L219 210H221L222 208H226L228 211H229V214H225V211H222L223 212V214H225V215H227L228 216V218H230V219H228V220H231V221H234L233 223L235 224V220H237L238 218H240V219H242V221L243 222H239L240 224H235V228H234V230L231 232V233H229V236H230V239H229V241L231 240V244L229 243V241H227L230 245H227L228 243H226V247H225V252H226V254H227V256L230 258L229 259V264H234V263H236V264H257L258 262H260V260L264 257V206H263V200H264V188L263 187H261V186H258L257 185V187H249V186H247L248 188H249V191H246V192H244V194H243V198H240V197H238L237 195H236V193H235V191H236V188L239 186V185H241V184H239V182H238V180L236 179V173H240V172H242L241 170H240V172H237V170H236V168H235V166L234 165H231V163L230 164H228ZM55 163L54 164H49L50 165V168L51 167H54L55 166V168H56V165ZM114 164H116V163H114ZM114 164H112V165H114ZM122 164H125V162L124 163H122ZM126 164V165H127ZM134 164H136V163H134ZM143 164V163H142ZM145 164V163H144ZM54 165V166H53ZM99 164L97 163V164H95V166H98ZM108 165V166H107ZM180 165V167H182V164H179ZM205 165V164H204ZM105 166H101V167H104L103 169L100 167V169H102L101 171L99 170V172H100V174H101V172H103L102 174L104 175V171L103 170H106V168H105ZM124 166V165H123ZM142 166H144V165H142ZM152 166V165H151ZM155 166H158L159 167V165H157V164H155ZM166 166H168V164H165V166H162V168H164V167H166ZM207 166V165H206ZM49 167V166H48ZM111 167V166H110ZM127 167V166H126ZM154 166H152V168H153ZM171 167H174V166H171ZM193 167V166H192ZM190 165H189V168L188 167H186L185 169H184V173H185V175L182 177V175L180 174H178V180H179V185L181 186V188H183V186H184V190L186 191V188L188 187V186H190L191 184H193L192 182L194 181V175H195V172H194V168L193 169H191L192 168ZM49 168V169H50ZM71 168V167H70ZM74 169H76L75 167H73ZM72 168V169H73ZM79 168V170L81 169L80 167H78ZM146 168H148V167H146ZM150 168V167H149ZM148 168V169H149ZM151 168V169H152ZM238 168V167H237ZM48 169V170H49ZM108 169H110V168H108ZM116 169H117V172H120L119 170H121V173L123 174V171H126V175L127 174H129V176H130V169L128 170L129 172H127V170H123V168H121L120 167V165H119V163H117V166H116ZM147 169V170H148ZM158 170H156V168H154L152 171H151V177L153 176L152 174L156 171V172H158L159 170H161V168H157ZM172 169V168H171ZM52 170H56V169H53L52 168ZM51 169H50V171H52ZM71 170V169H70ZM85 170V169H84ZM82 170L81 169V171H83L84 173L82 174L83 176H84V174L85 175H87L89 172V170ZM111 170V169H110ZM110 170H108V171H110ZM113 170V169H112ZM138 170V173H140L139 171H141L142 173H145L147 170H145V172L143 171V169L141 168H139V169H137ZM163 170H165V169H163ZM159 171V172H161V173H164V171ZM168 169H166L165 171V173H169L170 174V172H171V170L170 171H167ZM173 170V169H172ZM178 170H179V168H178ZM181 170H183V169H181ZM107 171V170H106ZM173 171H175V170H173ZM173 171H172V173L171 174H174L173 173ZM53 172V171H52ZM77 172V171H76ZM79 172V171H78ZM77 172V173H78ZM87 174H86V173ZM112 172L113 171H111V174H112ZM137 172V171H136ZM158 172V173H159ZM181 172V171H180ZM234 172H236V173H234ZM81 173V172H80ZM91 174H92V172H90ZM88 174L89 176H85L87 179H88V177H91V174ZM116 173V172H115ZM120 173V174H121ZM125 173V172H124ZM142 173H140V175L142 174ZM158 173H155L156 174V177L158 178V176H161V174L160 175H158ZM164 173V174H165ZM73 174H75V170L73 171ZM95 174H99V173H96L95 172ZM135 174V173H134ZM155 174H154V177L152 178L153 180H154V178H155ZM170 174V175H171ZM176 174V173H175ZM93 175V174H92ZM108 174H106L105 175V177H107V179H109L111 176H107ZM113 175H114V173H113ZM149 175V176H150ZM158 175V176H157ZM168 175V174H167ZM170 175H168V176H170ZM190 176V178H192L193 179V181L189 178L188 179V177H185V176ZM131 176H133V174L131 175ZM136 176V174L133 176V177H135ZM144 176V175H143ZM146 176V175H145ZM164 176V175H163ZM80 177H82V176H80ZM102 177V176H101ZM123 177H126L124 174H123ZM123 177H122V179H123ZM84 178V177H83ZM86 178H84V179H86ZM129 178V177H128ZM128 178H126V181L128 180ZM136 178V177H135ZM145 178V177H144ZM148 178V177H147ZM146 178V179H147ZM157 178H156V180H157ZM163 178H169V177H166V175H165V177H163ZM163 178H159L160 180L162 179L163 180ZM173 178V177H172ZM171 178V179H172ZM111 179H114V180H112V181H114V182H112L111 180H109V181H111L110 183H112V184H115L116 183V185L118 184V182L119 181H117L116 180V178H111ZM122 179L120 180V182L122 181ZM130 179V178H129ZM140 179V178H139ZM146 179H143V182L145 181H147ZM158 179V181H160ZM74 180H77L76 182H78L79 181V178L77 179V175H76V179H74ZM132 180V179H131ZM141 180V179H140ZM151 180V179H150ZM153 180H151L152 182H153ZM165 180V179H164ZM168 180H170V178L168 179ZM173 181H175L174 179H172ZM176 180H177V178H176ZM256 180H257V182H259V183H261V184H263L264 185V177L263 176H258L257 178H256ZM90 181V180H89ZM88 181V182H89ZM117 181V182H116ZM124 182H121V183H124L125 184V180H123ZM133 181V180H132ZM166 181V180H165ZM119 182V183H120ZM137 182L139 183V184H141L138 180H137ZM144 182V183H145ZM147 182H150V181H147ZM161 182V183H160ZM160 182H155V184L154 185H159V183L160 184H162V181H160ZM170 182V181H169ZM168 182V184L170 185V183ZM177 181H175V183H176ZM130 183H133V182H130ZM144 183H142V184H144ZM165 183H167V182H165ZM174 183V184H175ZM191 183V184H190ZM194 183H195V181H194ZM134 184V183H133ZM139 184H137V183H135L134 184V186H136V185H139ZM147 184V183H146ZM164 184V183H163ZM173 184V183H172ZM190 184V185H189ZM88 185H90V184H88ZM128 185V184H127ZM153 184H151V185H149V183L146 185V190H147V192L149 191V193H150V191H152V190H155L154 192H152L153 194L154 193H156V192H160V194H163V189L162 190H159V189H157V187L156 188H153V187H150V186H152ZM167 185V184H166ZM168 185V186H169ZM115 186V185H114ZM129 186H131V187H133L131 184L129 185ZM128 186V187H129ZM145 186V185H144ZM148 186L150 187V188H148ZM168 186H166V188H164V190L165 189H168V190H176V185H170V186H172L173 188H171L170 186V189L169 188H167ZM179 187V186H178ZM117 188H119V187H117ZM139 188H141L140 187V185L138 186V189ZM159 188V187H158ZM89 189V190H88ZM91 185H90V187H86V189L84 190L83 189V191H85L84 193H82V190H81V196H83V197H85L84 195H86V194H88L89 195V192L91 191ZM122 189H125V188H122ZM130 190H133V189H136V188H129ZM137 189V190H138ZM178 189L179 188H177V190L176 191H178ZM190 189H192V187L190 188ZM118 190V189H117ZM117 190H115V192H117ZM121 190V189H120ZM128 190V189H127ZM184 190H182V189H180L178 192H180V191H184ZM188 190V189H187ZM86 191H88V192H86ZM129 191V190H128ZM220 191H222V195L220 196V194L219 195H217L218 197L220 196L221 198H219V199H216V194H217V192H220ZM111 192H113V191H111ZM129 192H131V191H129ZM169 192V191H168ZM166 193V194H164V195H168L169 197H170V202H173V197L175 196V194L173 195V194H169V193ZM182 193V192H181ZM188 193L190 194V191H188ZM109 194V193H108ZM179 194V193H178ZM189 194H188V196H189ZM192 194V193H191ZM87 195V196H88ZM176 195H177V192H176ZM185 195H187V194H185ZM235 195H236V197H237V199L235 198ZM87 196L85 197V198H87ZM110 196V195H109ZM109 196H107V197H109ZM163 196V195H162ZM188 196H187V198H188ZM88 197H90V196H88ZM133 197V196H132ZM164 197V199H165V197L166 196H163ZM178 197V196H177ZM177 197H174L175 199H174V201H176V198ZM193 197H194V195H193ZM192 197V198H193ZM85 198H83V199H85ZM112 198H115V196H112ZM138 198V197H137ZM137 198H134L133 200H135V201H138V204L139 205H141L140 203H139V200L137 199ZM184 199H185V197H183ZM82 199V200H83ZM91 199V198H90ZM108 199V198H107ZM140 199V198H139ZM178 199V198H177ZM189 199H191L190 197H189ZM81 200V201H82ZM87 200V201H86ZM86 200H83L82 202H83V204H90V202H91V200H90V202L88 201L89 199H86ZM166 201H168L167 199H165ZM181 200V199H180ZM180 200H178V202L176 201L175 203L176 204H178V203H180L179 201ZM187 201H191V200H193V199H191V200H188V199H186ZM112 201H114V200H112ZM141 201H143V200H141ZM148 201H151V199H149ZM148 201L147 200H145L144 202V206H145V208H146V210L148 209V207H147V205H146V203L148 204ZM186 201V202H187ZM93 202V201H92ZM91 202V203H92ZM115 202H117V201H115ZM61 203V202H60ZM114 202H110V200H109V203H108V206H106V207H110V210H108L105 206H104V208H105V212H112V211H114L115 210V213L117 214V212H120V210H122V208L120 207L121 205L119 204H113ZM165 203H167V204H169V202H165ZM174 202H173V204H169V206L170 205H174L175 204ZM185 203V202H184ZM184 203H182V204H184ZM143 206V205H142ZM176 206V205H175ZM217 206H216V210H218L217 209ZM114 207H115V209H114ZM173 207V206H172ZM116 208L118 209V211L116 210ZM141 208V207H140ZM151 209V208H150ZM145 210V209H144ZM168 210V209H167ZM214 209H212L211 211H210V213L208 212V211H206L205 212V214H207V213H209L208 215H207V218L205 217L206 215H204V214H200V215H198V216H200L199 218H197L195 215H193V216H191V219H192V217H193V220H191V222L192 221H194V220H203V217L206 219V221L204 220V222H206L207 223V221L208 222H210V223H208V227H210V226H213V227H215V226H217V225H215V223H213V221H214V216L216 217V215H213L212 216V214H217V212L214 210ZM197 211H198V209H197ZM196 211V213H200V210H199V212H197ZM213 211V213L211 214V212ZM107 212V213H108ZM202 212V211H201ZM107 213L105 214V218H109L110 220H109V223H114V221H115V219H119V217H118V215H116L115 214V216L113 215L112 216V214L111 213H109L108 214V216L106 217V215H107ZM113 213V212H112ZM111 214V215H110ZM119 214H122V213H119ZM124 214H127L126 216H127V218H126V216H124V218H126V221H127V219H128V217L131 219V215H133L134 213H131V214H128V212L126 213H124ZM139 214V213H138ZM211 214V216H209ZM204 215V216H203ZM110 216V217H109ZM136 216H138V215H136ZM203 216V217H202ZM111 217H112V219L114 220V221H111ZM120 217H121V219L123 220V218H122V216L120 215ZM208 217H209V220H208ZM211 217H212V219H211ZM238 217V218H237ZM115 218V219H114ZM132 218H134V216L132 217ZM139 218H141V219H143V217L142 216H140V214H139V216H138V220H140ZM130 219H128L129 221H130ZM134 219H137V218H134ZM134 219H132V221L134 220ZM138 220H136L137 221V223H138ZM135 221V220H134ZM189 221V220H188ZM215 221H216V219H215ZM230 221V222H231ZM115 222H117V220L115 221ZM118 222H121V220L119 219L118 220ZM123 222V221H122ZM158 222V225L160 226V227H162L163 229H164V232H166V230L168 231V228H170L171 226H169L168 224H163V223H161V222H159V220H157L156 221V223ZM185 222V221H184ZM190 222V221H189ZM201 223H202V221H200ZM200 222H198V223H200ZM139 223H141V222H139ZM188 223V222H187ZM198 223H196V224H198ZM183 224H185L186 225V223H183ZM190 224H192V223H189V225ZM203 224V225H202ZM201 225L202 226H204L205 227V223H202ZM209 224H210V226H209ZM192 225H194V224H192ZM191 225V226H192ZM184 226V225H183ZM188 226V225H187ZM195 226V225H194ZM122 227V226H121ZM203 227V228H204ZM208 227H206L205 228V230H209L210 228H208ZM219 227H221V226H219ZM218 226H217V228H214L213 230H215V231H217V232H219V233H217L218 235L219 234H222L221 232H222V228H219ZM156 228V227H155ZM162 228H160V230L162 229ZM188 229H190V228H192V227H187ZM194 228V227H193ZM193 228L192 229H190L189 231H185V230H183V232H181V234L183 235V236H181L182 237V246H183V248H184V250H183V252H184V262L185 263H187V261H189L190 259L189 258H193V257H195V256H197V255H199V253L202 251V252H204V253H209L207 256H211L212 254H213V252L210 250L211 248V243H210V245H209V241H211V240H209V238H211V236L213 235V234H211V231L212 232H214L213 230H211V231H209V235L208 234H206L207 236H209V238H203V237H201V236H197V235H195L194 234V232H195V230H194V232H191L192 230H193ZM157 229V228H156ZM162 229V230H163ZM153 230H155V229H153ZM155 231H157V230H155ZM160 232V231H159ZM162 233H163V231H161ZM172 232V231H171ZM171 234V233H170ZM169 234V235H170ZM165 235H166V233H165ZM168 235V236H169ZM172 235V237H173V234H171ZM170 235V236H171ZM180 235V234H179ZM206 235H204L205 237H206ZM215 235V234H214ZM120 237V236H119ZM116 238V239H120V238ZM180 237V238H181ZM213 238H214V236H212ZM226 237V236H225ZM216 239V238H215ZM209 240V241H208ZM228 240V239H227ZM94 241V240H93ZM118 241V240H117ZM116 241V242H117ZM120 242H121V240H119ZM118 241V242H119ZM172 241H173V239H172ZM92 242V241H91ZM96 241H94V242H92V243H95ZM116 243V245L119 247H121L122 245H119V244H121V243ZM210 246H208V245ZM236 246H240L242 249H243V251L242 252H240L239 254V256H236L235 255V253H234V249H235V247ZM96 247V246H95ZM182 248V247H181ZM212 252V253H211ZM204 253H202V254H204ZM238 253V252H237ZM19 257H20V262L22 263V264H42V257L39 255V254H34L31 250H26V251H20L19 252ZM206 255V254H205ZM210 258V257H209ZM223 260V259H222ZM226 259H224V261H221L220 263L221 264H228V260L227 261H225ZM234 263H233V262ZM111 264V263H110ZM113 264V263H112ZM114 264H116V263H114ZM170 264H179V261L178 260H176V259H172L171 261H170ZM259 264V263H258Z\"/></svg>","mask_w":264,"mask_h":264},{"label":"snow or ice","instance_id":"6c2138e0","mask_svg":"<svg viewBox=\"0 0 264 264\" xmlns=\"http://www.w3.org/2000/svg\"><path fill=\"white\" fill-rule=\"evenodd\" d=\"M261 6H262V8H264V0H261ZM4 7H5V9H7L11 6L5 5ZM261 24H262V29H264V18H262ZM0 264H8V262H0Z\"/></svg>","mask_w":264,"mask_h":264}]
</instances>
